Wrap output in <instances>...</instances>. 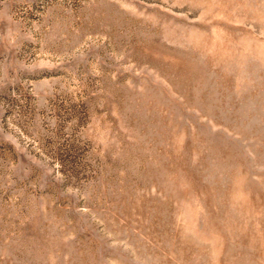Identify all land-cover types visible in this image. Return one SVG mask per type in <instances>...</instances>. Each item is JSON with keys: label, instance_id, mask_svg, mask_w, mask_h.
I'll use <instances>...</instances> for the list:
<instances>
[{"label": "rangeland", "instance_id": "1", "mask_svg": "<svg viewBox=\"0 0 264 264\" xmlns=\"http://www.w3.org/2000/svg\"><path fill=\"white\" fill-rule=\"evenodd\" d=\"M0 264H264V0H0Z\"/></svg>", "mask_w": 264, "mask_h": 264}]
</instances>
